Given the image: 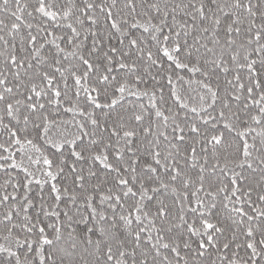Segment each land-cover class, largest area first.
<instances>
[{"label": "snow or ice", "instance_id": "snow-or-ice-1", "mask_svg": "<svg viewBox=\"0 0 264 264\" xmlns=\"http://www.w3.org/2000/svg\"><path fill=\"white\" fill-rule=\"evenodd\" d=\"M0 264H264V0H0Z\"/></svg>", "mask_w": 264, "mask_h": 264}]
</instances>
